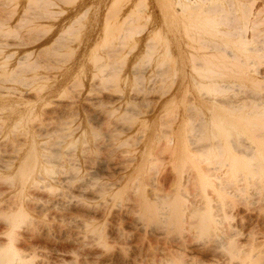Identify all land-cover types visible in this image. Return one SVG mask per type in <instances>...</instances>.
Listing matches in <instances>:
<instances>
[{
	"label": "bare ground",
	"instance_id": "obj_1",
	"mask_svg": "<svg viewBox=\"0 0 264 264\" xmlns=\"http://www.w3.org/2000/svg\"><path fill=\"white\" fill-rule=\"evenodd\" d=\"M223 1L8 8L0 264H264V0Z\"/></svg>",
	"mask_w": 264,
	"mask_h": 264
},
{
	"label": "rangeland",
	"instance_id": "obj_2",
	"mask_svg": "<svg viewBox=\"0 0 264 264\" xmlns=\"http://www.w3.org/2000/svg\"><path fill=\"white\" fill-rule=\"evenodd\" d=\"M32 1V2H31ZM43 1H45V0H39V2H38V0H17L16 1V3H14V1H11L10 3H5L4 2V4L2 5V4H0V42L1 41H3L2 39H4V37H5V35H4V33H3V30L5 31V28L7 27L8 29H9V27H10V29L14 26V25H16V21H15V17L14 16H12L11 18H10V16H9V18H8V16L7 17H5V14L7 13L8 14V12H7V10H8V8L9 9H14V10H19L20 8H24V7H29L30 5H28V3L29 4H31L32 5V7H35V8H38V6H40L41 4H42V2ZM259 0H256L255 1V5H257V4H259V2H258ZM6 2H9V1H6ZM31 2V3H30ZM35 2V3H34ZM221 2H224L223 0H221ZM5 4H8V5H6L5 6ZM13 6V5H15L16 7H14V8H10V6ZM36 5H37V7H36ZM6 9V10H5ZM4 11H6V12H4ZM3 12V13H2ZM229 15H232V14H229ZM4 16V17H3ZM253 13L252 14H250V16H249V18L247 19V23H244L243 25H245V26H243L242 25V28H246V29H244V31L245 32H243V33H245L246 35H248V36H250V35H252L253 33H254V31H255V28L253 27V20H254V18H253ZM3 18H4V20L5 19H9V20H6L5 22L3 21V23H2V20H3ZM8 21V22H7ZM2 23V24H1ZM15 23V24H14ZM5 26H4V25ZM230 24H232V23H230ZM252 24V25H251ZM12 25V26H11ZM251 25V26H250ZM247 26V27H246ZM250 26V27H249ZM6 28V31H8V29ZM14 28V27H13ZM33 27L31 26V27H28V28H17L16 29V32L17 33H20V34H25L26 32L25 31H27V29H32ZM252 28H254V29H252ZM9 29V30H10ZM19 29V31H17ZM250 29V31L251 32H249L248 30ZM252 30H253V33H252ZM21 31V32H20ZM243 31V30H242ZM9 32V31H8ZM23 32V33H22ZM56 32L57 31H54V33L52 34V35H50L48 38H46L45 40H43V41H41V42H39V43H37L36 45H32V46H26V47H19V48H17V49H15V51H14V54H15V56L17 57V58H19V57H21V56H25L26 54H28V53H32L33 55L32 56H34V57H37V55L39 54L38 52H40V51H42L43 53H44V51L46 52H48V58H52V56H49L50 54H53V55H57V51H55V50H57V49H55V43H54V37L56 36ZM5 33H7V32H5ZM252 33V34H251ZM1 34H3V36L1 35ZM40 50V51H39ZM42 52H40V53H42ZM49 52H53V53H50L49 54ZM55 53V54H54ZM47 56H45V57H47ZM259 59H261V62H260V70H264V61H262V60H264V56H261ZM2 73H0V78H1V76L3 77V75L4 74H2ZM246 87H249V86H251V88H256L258 91H260L259 92V95H255V101L256 102H259V101H261L262 100V103H264V79L263 80H261V82L259 83V84H257V86L255 85H253L251 82H248V83H246V85H245ZM245 91V92H244ZM246 91H247V89H245V87H242L241 88V90H240V93H246ZM248 92V91H247ZM256 96H258V97H256ZM260 96V97H259ZM262 98V99H261ZM192 105L194 106V107H197V108H201V109H204L203 108V105H201V104H198L197 102L196 103H192ZM163 120V119H162ZM1 138V137H0ZM0 147L2 146L1 144H2V142H3V140H1L0 139ZM156 170L158 171V173H159V177H160V179L162 180V178H163V176H165V173H166V171H165V168H163V167H161V166H157L156 167ZM163 183V182H162ZM248 189V192L249 193H251V194H248V192H247V190H245V191H242L241 193L244 195V197H245V199L244 200H242L244 197H243V195L241 196L240 194H239V196H241V198L240 197H237V198H239L240 200H242V202L244 201H246V203L248 202V201H250V198H248V197H253L254 195H253V193H252V189L251 188H247ZM252 190V191H251ZM246 192H247V194H246ZM248 195H251V196H248ZM253 195V196H252ZM255 198V197H254ZM234 199V198H233ZM235 200V203H241V202H237V200L238 199H234ZM239 200V201H240ZM251 200H252V198H251ZM243 202V203H244ZM120 224H121V227H123V228H128L127 227V224L125 223V222H123V221H121L120 222ZM0 231H2V228H1V226H0ZM152 242V241H151Z\"/></svg>",
	"mask_w": 264,
	"mask_h": 264
},
{
	"label": "clouds",
	"instance_id": "obj_3",
	"mask_svg": "<svg viewBox=\"0 0 264 264\" xmlns=\"http://www.w3.org/2000/svg\"><path fill=\"white\" fill-rule=\"evenodd\" d=\"M4 256L6 257L7 264H18L17 253L14 249H6Z\"/></svg>",
	"mask_w": 264,
	"mask_h": 264
}]
</instances>
